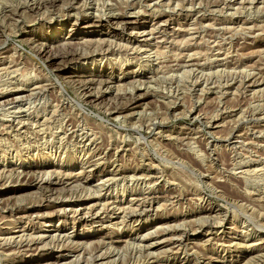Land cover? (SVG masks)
<instances>
[{
  "label": "rangeland",
  "instance_id": "rangeland-1",
  "mask_svg": "<svg viewBox=\"0 0 264 264\" xmlns=\"http://www.w3.org/2000/svg\"><path fill=\"white\" fill-rule=\"evenodd\" d=\"M88 262L264 264V0H0V264Z\"/></svg>",
  "mask_w": 264,
  "mask_h": 264
},
{
  "label": "bare ground",
  "instance_id": "bare-ground-1",
  "mask_svg": "<svg viewBox=\"0 0 264 264\" xmlns=\"http://www.w3.org/2000/svg\"><path fill=\"white\" fill-rule=\"evenodd\" d=\"M51 1V0H50ZM65 1V0H64ZM155 1H157V0H155ZM39 2V1H38ZM44 2V1H43ZM55 2V1H54ZM57 2V1H56ZM94 2V1H93ZM107 2V1H106ZM45 3V2H44ZM86 3V2H85ZM99 2H97V4H98ZM48 4V3H47ZM52 4V3H51ZM51 4H48V5H51ZM66 4V3H65ZM68 4V3H67ZM156 4H157V2H156ZM79 5V4H78ZM86 5V4H85ZM100 5V4H99ZM45 6V5H44ZM54 6V5H53ZM64 6V5H63ZM90 6V5H89ZM76 7V6H75ZM103 7H104V5H103ZM47 8V7H46ZM67 8V7H66ZM184 8V7H183ZM49 9V8H48ZM53 9V8H52ZM72 10V9H71ZM113 13V12H112ZM161 13V12H160ZM95 14V13H94ZM99 14V13H98ZM103 14H104V12H103ZM118 14V13H117ZM124 14H126L125 12H124ZM130 14V13H129ZM114 15V14H113ZM132 14H130V16H131ZM134 15H136V13H134ZM75 16V15H74ZM111 16V15H110ZM109 16V14H108V16L107 15H100V16H94V17H92L93 19L89 22V23H85V25H83V27L82 28H84V29H87V31H88V35H90V34H94V33H97V31H92V30H90V29H94V28H96V27H102V26H105V25H112V26H114V27H116V28H118V29H123V30H129V28H128V26L130 25V24H133L132 23V20H133V18L132 17H122L123 15H115V16H111L110 17ZM70 17V16H69ZM91 18V17H90ZM138 18V17H137ZM138 20V19H137ZM134 21V20H133ZM163 21V20H162ZM166 21V20H165ZM168 21V20H167ZM159 22V21H158ZM160 24H161V22H159ZM137 26V25H136ZM155 27H157V25L155 26ZM158 27H159V25H158ZM165 28V27H164ZM138 29V30H137ZM139 29H142V27H133L132 28V31H130L129 30V34H128V36L129 37H132V38H137L140 34H144V32H145V28H144V30H139ZM157 29V28H156ZM158 31H159V29H157ZM156 30V31H157ZM189 30V29H188ZM135 31V32H134ZM137 31V32H136ZM154 31H155V28H154ZM155 31V32H156ZM190 31V30H189ZM188 32V31H187ZM146 34V33H145ZM150 34H153V33H151V31H150ZM158 34V33H157ZM156 34V35H157ZM161 34V33H160ZM152 36V35H151ZM150 36V37H151ZM162 36V35H161ZM51 38H54V37H49L48 39H51ZM145 39H146V37H145ZM148 39V38H147ZM155 39V38H154ZM97 40V39H96ZM126 40V39H125ZM90 41V40H89ZM88 41V42H89ZM99 41V40H98ZM104 41V40H103ZM112 41V40H111ZM101 42V44L103 43L102 41H100ZM99 42V43H100ZM92 42H90V44H91ZM94 43V42H93ZM96 43V42H95ZM98 43V42H97ZM113 43V42H112ZM88 44V43H87ZM86 44V45H87ZM89 45V44H88ZM95 46V45H94ZM108 46H109V43H108ZM111 46H112V44H111ZM140 46V45H139ZM138 46V47H139ZM100 47H101V45H100ZM102 47H103V45H102ZM105 47H106V45H105ZM147 47V46H146ZM15 48V47H14ZM92 48V47H91ZM127 48V47H126ZM125 48V49H126ZM106 50H107V48H105ZM108 49H110V47H108ZM128 49V48H127ZM133 50H134V47L132 48ZM143 48H141L140 50H142ZM149 49V48H148ZM147 49V50H148ZM114 49H112V50H110L111 52L113 51ZM139 50V49H138ZM137 50V51H138ZM41 51V50H40ZM79 51V50H78ZM82 51V50H81ZM83 51H84V49H83ZM109 51V50H108ZM109 51V52H110ZM132 51V50H131ZM75 52H76V50H75ZM87 52V51H86ZM144 52V51H143ZM147 52V51H146ZM78 53V52H77ZM91 53V52H90ZM89 52H87V53H83V54H79L78 55V57L80 58V59H85L83 62L85 63V62H87V63H89V60H90V62L92 61V63H96V59H98L97 58V56H96V54H93V55H91ZM96 53V52H95ZM114 53V52H113ZM104 54V53H103ZM102 54V55H103ZM130 54V53H129ZM73 55H75V54H73ZM107 55V54H106ZM150 55V54H149ZM148 55V56H149ZM67 56V55H66ZM104 56V55H103ZM61 56H59V55H54L53 57H49L51 60H50V62H54V61H56L58 58H60ZM78 57H76V58H78ZM110 57V56H109ZM64 58V57H63ZM72 58V57H71ZM73 58H74V60H75V57L73 56ZM105 58V57H104ZM156 58V57H155ZM158 58V57H157ZM106 59V58H105ZM167 59V58H166ZM91 63V64H92ZM54 64V63H53ZM181 73V72H180ZM161 77V76H160ZM87 81V80H86ZM57 83H58V81H56ZM83 88V87H82ZM108 89V88H107ZM90 95L92 94V93H89ZM45 95V94H44ZM67 96V95H66ZM103 96V95H102ZM20 97H22V96H20ZM68 97V96H67ZM96 99V98H95ZM72 100V99H71ZM78 100H80V99H78ZM94 100V99H93ZM15 101V100H14ZM70 102H73V101H70ZM81 102V101H80ZM87 102V101H86ZM74 103V102H73ZM81 106V105H80ZM18 108V107H17ZM55 109H57V108H55ZM55 114V113H54ZM43 126V125H42ZM81 176V175H80ZM75 177V176H74ZM77 178V177H76ZM87 179V178H86ZM111 180V179H110ZM77 181V180H76ZM57 182V181H56ZM106 183V182H105ZM41 185V184H40ZM74 185V184H73ZM108 185V184H107ZM48 186V185H47ZM38 189V188H37ZM95 193V192H94ZM143 202V201H142ZM113 203H115V202H113ZM100 204V203H99ZM102 204L103 203H101V206H102ZM105 204V203H104ZM103 204V205H104ZM109 204V203H108ZM119 204V203H118ZM117 205V204H116ZM126 205V204H125ZM139 205H140V203H139ZM96 206H97V204H96ZM96 206H94V207H96ZM112 206H114L113 204H112ZM111 206V207H112ZM129 206V205H128ZM127 206V207H128ZM154 206V203L152 202V201H148V204H146L145 202L144 203H142L141 205H140V209H138V210H133V208H131V211L129 212V210H127L128 212V214H131L132 216L131 217H135V218H137L138 220L137 221H140V220H142V219H144L146 216H149L150 214H149V211L151 210H148L147 211V207H153ZM52 207V206H51ZM104 207V206H103ZM109 207V206H108ZM118 207H120V205L118 206ZM117 207V208H118ZM123 207V206H122ZM125 207V206H124ZM97 208V207H96ZM99 208H100V206H99ZM101 209H103V208H101ZM101 209H98V210H100V212H101ZM105 210H106V208H104ZM103 209V210H104ZM114 209H116V208H114ZM124 209V208H123ZM129 209V208H128ZM136 209V208H135ZM149 209V208H148ZM210 209H212V208H210ZM64 210V209H63ZM78 210V209H77ZM77 210H74L73 209V213H74V211H75V213H76V211ZM83 210H85V209H83ZM90 210H92V209H90ZM105 210H104V213H105ZM119 210V209H118ZM120 210H122L121 209V207H120ZM89 211V210H88ZM87 211V212H88ZM97 211V210H96ZM95 211V213H97ZM123 211V210H122ZM206 212V209H203L202 210V212ZM85 212V211H84ZM84 212H82L81 211V213H79L78 214V216H77V219H78V221H83L84 219H86V216L84 215ZM113 212V211H112ZM115 212V211H114ZM72 213V214H73ZM83 213V214H82ZM94 213V212H93ZM102 213V212H101ZM123 213V212H122ZM207 213H210V212H207ZM88 214V213H87ZM99 214V213H98ZM74 215V214H73ZM88 215H90V214H88ZM94 215H96V214H94ZM111 215V214H110ZM125 215V214H124ZM123 215V216H124ZM90 216H93V215H90ZM127 216V215H126ZM130 216V215H129ZM95 217V216H94ZM125 217V216H124ZM216 217V216H215ZM148 219V218H147ZM203 219H204V217H203ZM74 220H75V217H74ZM90 220V219H89ZM88 220V221H89ZM75 223H76V221H75ZM128 226V225H127ZM203 224L200 226V228H203ZM168 227V226H167ZM167 227H164V228H167ZM178 227V226H177ZM156 229H157V227H156ZM161 229V228H160ZM162 229H163V227H162ZM140 230V229H139ZM155 230V229H154ZM153 230V231H154ZM164 230H166V229H164ZM174 230H175V228H174ZM178 230V229H177ZM150 232H152V231H150ZM155 233L156 232H158L157 230H155L154 231ZM147 233V232H146ZM155 233H153V234H155ZM161 233V232H160ZM205 233H207V232H205ZM65 234V233H64ZM150 234V233H149ZM152 234V233H151ZM150 234V235H151ZM61 235V234H60ZM68 235V234H67ZM67 235H65V237L67 236ZM71 235V234H70ZM158 236H159V234H157ZM161 235H162V233H161ZM147 235H143V234H140V233H137L136 235H135V237L134 238H132V239H134L135 241L136 240H141V244H142V241H144V237H146ZM151 237V236H150ZM149 238V237H148ZM172 238V237H171ZM175 238V237H174ZM173 238V239H174ZM53 239V238H52ZM171 240V239H170ZM33 241V240H32ZM158 241V240H157ZM172 241V240H171ZM171 241H170V243H171ZM128 242V241H127ZM126 242V243H127ZM129 243H131V242H129ZM139 243V242H138ZM173 243V242H172ZM155 245V244H153V242L152 243H150L149 244V246H152V245ZM175 244V243H174ZM145 245V244H144ZM143 245V246H144ZM79 246V245H78ZM77 246V247H78ZM142 246V245H141ZM147 246H148V244H147ZM147 248V247H146ZM150 248V247H149ZM75 249V248H74ZM135 249V248H134ZM73 250V249H72ZM71 250V251H72ZM100 250L102 251V249L100 248ZM104 250V249H103ZM74 251V250H73ZM97 251V250H96ZM110 251H112V248H111V250ZM114 251V250H113ZM178 251V250H177ZM79 252V251H78ZM122 252V251H121ZM101 253V252H100ZM107 253V252H106ZM110 253V252H109ZM80 255H81V253H80ZM99 255V254H98ZM83 256H85V255H83ZM108 256V255H107ZM112 257V256H111ZM79 258H80V256H79ZM107 258V257H106ZM82 259V258H81ZM89 259H90V257H89ZM99 259V258H98ZM108 259V258H107ZM111 259V258H110ZM112 259H114V258H112ZM115 261H116V258L114 259ZM92 261H96V255H93V257H92ZM109 261V260H108ZM118 261V260H117ZM85 262V261H84ZM110 262H111V260H110ZM183 262V261H182ZM83 263V262H82ZM89 263V262H88ZM98 263H99V261H98ZM114 263V262H113ZM181 263V262H180ZM81 264V263H80ZM90 264V263H89ZM103 264H104V262H103Z\"/></svg>",
  "mask_w": 264,
  "mask_h": 264
}]
</instances>
